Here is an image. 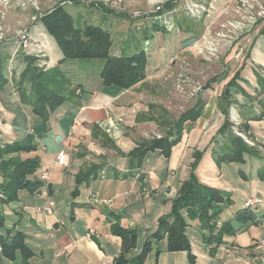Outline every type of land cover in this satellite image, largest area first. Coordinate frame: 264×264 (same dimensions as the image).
<instances>
[{
	"label": "crops",
	"instance_id": "crops-1",
	"mask_svg": "<svg viewBox=\"0 0 264 264\" xmlns=\"http://www.w3.org/2000/svg\"><path fill=\"white\" fill-rule=\"evenodd\" d=\"M38 1L46 6L48 10L46 11L49 12L55 4H61L65 8L71 0ZM124 1L126 14L123 15L127 17L128 22L121 24L124 20H120L114 23L120 25L121 33L127 29L122 33L123 39L129 40L134 30L138 31L136 36L142 37L147 31V35L154 34L155 38L158 31L176 29L177 40L181 43V47L175 48V54L169 49L159 56L157 54L160 51L151 50L152 57L157 56V60L149 58L145 51L146 76L129 89H118L113 85L102 84L99 90L93 93L90 89H84L81 84L72 85L76 88L77 97L74 100L77 103L66 101L46 121L34 115L30 106L19 101V93L12 83V79L24 69L25 57H36L28 52L15 50L14 38L19 29H26L39 41L46 43L50 50L53 44L52 37L46 33L40 18L37 21L31 20L32 15L38 14L33 8L13 5L5 13L2 22L5 36L0 41V57L4 64V76L7 77L8 82L0 90V141H19L36 145L37 154L41 159L37 174L46 171L47 178L35 193L21 190L16 201L3 206L6 227L13 231H21L25 235L26 245L32 251V255L27 260H22L18 253L15 259H5L3 264H115L116 257L121 253L131 260L141 252L145 241L157 230L158 219L168 214L171 201L181 182L189 177L194 150L201 149L205 151L195 171L201 181L205 180L204 182L210 186L218 187L228 194L233 202L231 205H237L238 209L242 208L250 197H258L262 203L252 209L255 217L253 220L237 225L234 235L224 237V244L211 253V246L204 243L197 223L189 221L187 235L190 240V252L194 256L193 264H217L219 261H224V264H261L259 261H253V258L264 259V244L261 242L264 241V196H262L264 177L259 176V171L264 172V158L246 157L242 165L247 166L245 171L239 168L237 174L236 169H230L232 163H223L218 167L211 149L212 139L223 122V115L218 109V94L223 85L243 64L241 78L245 82L241 83L251 95H254V90L258 88L254 79V69L264 77V25L260 26L249 41L247 39L250 33L242 30L226 50L219 53L218 58L206 63L208 68L215 70L212 71V75L206 73L208 80L215 76L220 79L212 82L208 88L204 86L198 93L204 102L201 115L191 126L185 128L180 141L172 148V151L177 149L180 153L178 167L164 166L161 162L162 155L155 150L145 154L141 168L130 169L129 158L124 154L143 139L165 135L168 128V125L164 124L165 121L161 120L159 111L153 113L156 120L151 114V105L155 104V100L161 101L159 97L164 96L159 75L167 69V65L178 63L179 58H175L178 52L192 60L202 61L203 35L201 34L205 30V33L211 32L213 35L219 30L222 19H218L216 15L231 0H216L213 12L195 21L190 20L181 11L170 12L176 4L172 0ZM166 2H172V7L160 13ZM160 5L162 6L158 9ZM134 10L142 11L145 17H133ZM112 14L114 15L113 12L104 10L99 12V18L110 26L112 22L107 17ZM154 23L158 24V29H153ZM137 25H143L144 30L141 29L139 32L136 29ZM190 38H194L195 42L184 47L183 43ZM127 40L124 45L131 44V41L127 42ZM157 40H160L159 36ZM241 47L244 49L242 55L236 56ZM126 49H116L115 55L123 54ZM136 52L138 51L133 53ZM43 57L47 68H51L58 64L61 53L59 57L50 58L46 51ZM71 64L73 63H65L60 67L66 72L74 67ZM236 98L239 104L233 103L230 107L240 112L239 105L249 102L240 93L236 94ZM146 101L149 102L150 112L134 114L136 108L140 109L139 104L147 109L143 103ZM66 103L69 107L64 110ZM135 104L138 106L134 107ZM245 110L249 114L259 113L261 105L259 102L255 104L250 102L249 108ZM32 115L39 121H31ZM239 118L241 119L240 116ZM156 127L161 128L160 132L157 131V136L154 131ZM148 131H152L155 136L148 137ZM250 138L264 152V142L252 136ZM59 151L64 153V165L53 164ZM150 154H157L155 157L157 161L151 166H146L148 163L144 161ZM250 158H253V163H249ZM205 160L206 163L203 162ZM89 164H100L102 167L97 177L80 186L77 196L74 197L72 191L75 186V175L80 168ZM216 166L218 171L214 174L204 168ZM203 173H206V176ZM144 186L149 188L148 196L143 192ZM50 199L54 201L52 213L48 215L37 212V209ZM11 217L14 219L12 220ZM230 217L233 216L224 220ZM115 225L135 231V239L128 249H125L127 243L124 245L123 238L114 233ZM91 229L93 233L89 235ZM226 248H230L228 253L225 252ZM141 264L190 263L187 251H168L167 239L163 238L157 243L152 242V249Z\"/></svg>",
	"mask_w": 264,
	"mask_h": 264
},
{
	"label": "trees",
	"instance_id": "trees-1",
	"mask_svg": "<svg viewBox=\"0 0 264 264\" xmlns=\"http://www.w3.org/2000/svg\"><path fill=\"white\" fill-rule=\"evenodd\" d=\"M171 7L172 2H166L160 13ZM102 9L113 11L104 7ZM114 13L117 16H124L121 12L114 11ZM40 20L46 33L57 44L61 58L56 66L44 70L37 68V57H25L26 65L21 73L12 79V83L19 93V101L30 106L32 113L42 120H48L62 104L72 97H77L76 88L70 86L65 77L66 72L60 67L65 63L74 60L102 59L104 61L100 71L102 84L105 86L113 85L118 89H129L145 78L147 61L145 51L140 50L131 55H111L112 39L107 29L93 24H86L82 27L76 26L73 16L61 4H57ZM153 26V29H158V24L154 23ZM146 33L147 31L144 33L145 37L148 36ZM243 67L244 64L235 71L218 94V109L223 115V122L212 139L211 149L218 167L223 163L244 164L246 157L262 158L255 142L253 146H248L242 137L232 135L229 129L232 127L229 119V108L233 103L239 104L236 98V94L239 93L249 104L242 103L239 105L243 123L238 125V131L250 139L247 122L250 119L264 118V77L254 69V79L258 88L254 90V95H251L241 83L244 81L241 78ZM219 79L217 76L213 77L208 80L205 87L208 88L212 82H217ZM7 82V77L4 76L3 60L0 57V90L4 88ZM257 95L261 97L256 98ZM255 99L260 103L261 111L250 116L245 108L249 107L250 102ZM203 104V100L198 96L190 109L181 113L178 119L168 125L165 135L159 138L143 139L130 148L124 154L129 158L130 169L141 168L143 158L149 151L158 150L164 157H170L172 148L180 141L185 128L191 126L201 115ZM227 137H230L228 143ZM1 142L0 264H3L5 259H15L18 253L22 260H27L32 255V251L26 245L25 235L21 231H13V229L6 227L2 208L16 201L21 190L35 193L43 185V179H41V174H37L41 159L37 154L36 145L19 141L2 142L3 144ZM204 151L205 149L194 150L189 177L181 182L171 201L168 214L158 219L157 230L145 241L141 252L131 260H128L121 253L116 257L115 264H141L151 251L152 242L157 243L163 238L167 239L168 251H187L189 263L193 264L194 256L190 252V240L187 235L189 221L197 223L204 243L211 246V253L218 246L224 244V237L234 235L237 225L245 224L248 220L255 218L253 210L243 206L235 212L233 217L226 220L222 219L223 209L233 202L231 197L220 188L210 186L196 175L195 171L200 164ZM101 167L100 164H89L80 168L75 175L72 196H77L80 186L96 178ZM259 176L263 178L264 172L259 171ZM144 189L149 191L146 186L143 187V192ZM113 231L123 238L124 245L127 243L125 249L132 246L135 239L133 229H124L115 225Z\"/></svg>",
	"mask_w": 264,
	"mask_h": 264
},
{
	"label": "rangeland",
	"instance_id": "rangeland-1",
	"mask_svg": "<svg viewBox=\"0 0 264 264\" xmlns=\"http://www.w3.org/2000/svg\"><path fill=\"white\" fill-rule=\"evenodd\" d=\"M101 1L102 0H82V1L71 0L70 4L66 5L65 9L67 12H69L73 16L74 23L76 26L82 27L86 24H93V25H98V26H101V27L107 29L110 32L111 39H112V46L110 49L111 55H115L116 49L121 50L123 48H127L125 51H123V55H129V54H132L134 51L144 50V51H147L148 57L151 58L153 55L150 53L151 50L152 51L155 50L156 52L160 51L157 54V56H159V55H161V53L163 51L165 52V51H168L169 49L172 50L171 53L173 54L176 47L177 48L181 47V43L178 42V40H177L176 29L158 31V33H156L155 38H154V34H148L147 37H145L144 35L142 37L140 35L136 36L138 31L134 30L132 32V36H131V38H129V40L123 39L124 34H122V33L126 32L127 29L122 28L123 30L125 29L126 31L124 30L121 33V32H119V31H121L120 25H118V24L115 25L114 23H118L120 20H124L121 24H127V22H128L127 17L126 16H119V15H118V17H116L117 15H115L114 11H110L111 13L113 12L114 15L113 14L108 15L109 17H107V18L112 22V24L110 26H109V24L107 25V23L104 20H100L101 18H99V12H104V10L102 8H98L96 6V4H99ZM56 5L57 4H55L54 6H56ZM123 6L126 9V2L125 1H123ZM38 7H40V10L37 11V13L40 14L39 17L41 19V17H43L47 13L48 10H47V7L42 5L39 1H38ZM107 8H109V7H107ZM122 14H124V13H122ZM184 15L187 16L190 20L195 21V18L188 16L187 14H184ZM143 17H145V16L142 15L139 18H143ZM149 18H147V19H149ZM220 18L222 20L225 19L224 17H220ZM160 20L162 21V18H160ZM139 32H141V30H139ZM205 32L206 31L204 30V32L201 35H203ZM209 35H211V34H209ZM158 36L160 37L159 41L157 40ZM207 37H208V35H207ZM209 37L211 38V36H209ZM126 40H127V42L131 41V44L129 43V44L124 45ZM122 41H124V42H122ZM51 42H53L51 49L47 50L50 58L59 57L60 51L58 49L57 44L53 40V38L51 39ZM146 42H147V44H146ZM117 46H118V48H116ZM148 46H150L149 47L150 51L148 50ZM161 47H163V48H161ZM157 56H153L152 58L154 60H157V58H158ZM179 56H181V58ZM201 56H202L201 60L203 62L200 60L196 61V59L192 60L189 57L182 56L181 53L178 52L177 56L175 57V58H179V59H177V61L179 60L178 63L176 65H167V69L159 75L160 76V78H159L160 82L159 83H160V86L162 89V95H164V96L159 97L161 99V101L155 100V102H154L155 104L151 105L152 106L151 114L153 115V119L156 120V117H154L153 113L159 111L158 113L160 114L161 120L165 121L164 124L165 125H171L176 119H178V117L181 115V113H183V111H185L188 107H190L195 102V100H197L198 93H200V91L206 85V82L208 81L209 77L206 75V73H209L208 75H212V73H213L212 71H215L213 68L207 67L208 64H206V63H209V62L205 60L203 55H201ZM175 58H174V60H175ZM182 61H184V63H182ZM35 63H36V61H35ZM69 63H73L71 65L74 66V67H71L69 71H66L65 77L68 79L70 86L75 85V84H81L84 89H86V88L90 89V91H92L93 93H95L96 91L99 90L98 88H100L102 85L101 78H100V71H101V68H102L103 63H104V61L102 59L74 60V61L69 62ZM157 63L158 62L156 61V64ZM162 66L163 65H161V67ZM11 67L13 68L12 65H11ZM161 67H159V68L161 69ZM37 68L38 69H44V70L48 69L47 65L45 64L43 56L37 57ZM218 69H220V68L218 67ZM202 70L204 71L203 73H202ZM180 75H182V77H180ZM184 77H187L188 80H186V81H188V82H186V83L181 82V78H184ZM178 78L180 81H178ZM197 86H200L201 89L199 92L196 93V92H194V89ZM68 88H70V87H68ZM258 97H260V96L257 95L256 98H258ZM74 99H76V96L69 99V101H71L72 103H77ZM256 102H258L257 99L253 100L252 104L253 103L255 104ZM143 103L147 109L142 108V105L137 103L140 105V109L136 108L134 114H137V113L138 114H141V113L148 114L150 112L149 111V102L146 101V103L145 102H143ZM175 103L177 105H175ZM137 104H135L134 107L138 106ZM67 107H69V105L66 103V106L63 109L65 110ZM248 108L249 107L247 106L245 109H248ZM141 109H142V111H141ZM163 110H165L168 114H165L166 112L164 113ZM235 112H236V108H233V107L229 108V119L232 123V127L229 128L230 133L232 135L242 137L245 140V142L248 144V146H253L254 141L251 138L248 139L243 133H240L238 131L237 127L239 124L243 123V120H242V117H241V119L239 118L240 112L237 111L236 114H235ZM253 113H255V112H251L249 115H251V114L253 115ZM232 116L235 117L236 121H238V122H236L234 120L232 121V119H231ZM31 121L38 122L39 119L37 117H35L34 115H32ZM114 123H115V120H114ZM248 125H249V127H248L249 128V130H248L249 136L254 137L258 141L260 140V141L264 142V118H262V119H250L248 121ZM154 131H155V134L157 136V134H158L157 131L160 132L161 128L156 127V128H154ZM155 134L152 133V131H148V133H147L148 137L155 136ZM229 138L230 137H227V139H228L227 143L229 142ZM44 140L46 142V138H44ZM225 141H226V139H225ZM3 143H5V142H3ZM257 148L260 152V155H262V158H264V152H262V150L258 147V145H257ZM177 151H178L177 149H174L170 155V158H168V159L162 155V161L161 162H163L164 166L166 165L168 167H173V168L178 167V162H179L178 160H179L180 153H178ZM155 157H157V154H153V155L150 154L147 157V160L144 161V163L145 162H146V164L148 163L146 166L153 165V162L157 161ZM248 161H250L249 163L254 162L253 158H250ZM203 162L206 163V160ZM242 165H244V164L232 163V166L230 169L231 170L236 169V172L235 171L234 172L239 174V168H241V169H243V171H245L244 169H246V167H247V166H242ZM205 168L207 170H209L210 172H212V174H214L215 172L218 171L217 166L215 168H211V167H209V168L205 167ZM248 169H249V166H248ZM203 175L206 176V173H203ZM207 177L210 178L209 176H207ZM204 179H205V177H204ZM233 182H236V181H233ZM262 196H264V189L262 190ZM247 208L252 210L254 207L253 208L247 207ZM237 209H238L237 205H229V206L225 207L223 209L224 212L222 215V219L229 217V216H234ZM7 218L10 219V217H7ZM11 219L13 220L14 217H11ZM6 222L8 223L7 219H6Z\"/></svg>",
	"mask_w": 264,
	"mask_h": 264
},
{
	"label": "built area",
	"instance_id": "built-area-1",
	"mask_svg": "<svg viewBox=\"0 0 264 264\" xmlns=\"http://www.w3.org/2000/svg\"><path fill=\"white\" fill-rule=\"evenodd\" d=\"M124 0H102L99 4H96L98 8H107L116 12L126 13V9L123 6ZM167 1V0H166ZM175 1V6L170 12L176 13L181 11L188 16L195 18V20H201L203 17L209 13H212L215 9L216 0H172ZM13 5L20 7H31L36 11L40 10L38 7V0H0V41L4 39V28L3 19L5 17L6 11ZM162 5L158 7L161 8ZM157 9V10H158ZM140 10H134L132 12L133 17H140L144 15ZM40 14L32 15L31 20L37 21ZM218 19L224 17L225 19L219 23V30L209 37L211 32L204 33L201 40V54L204 56L205 60L212 62L218 58L219 53H222L226 48L232 43L236 36L241 33L242 30L249 32L250 36L247 41L254 36V34L259 30L260 26L264 25V2L262 0H231L228 4L224 5L223 8L216 15ZM230 18V19H229ZM137 30H143V25H137ZM208 35V37H207ZM16 49L23 52H28L36 57L45 56L48 50L47 44L39 41L36 36L26 29H19L15 35ZM244 49L241 47L238 49L236 56H240ZM184 63V61H182ZM182 77V75H180ZM187 77L181 78V82H188ZM178 81L179 78H178ZM200 86L194 89V92H199ZM232 121H236L235 117H231ZM238 122V121H236ZM160 137V136H158ZM248 142V141H247ZM64 153L59 151L55 157V165H64ZM47 178V172L43 171L41 173V179L45 180ZM144 193L148 196L149 191L144 189ZM262 203V200L258 197L248 198L244 206L253 208L256 205ZM54 206L53 200H48L44 206L37 209V212H42L45 214H51ZM93 233L91 229L89 235ZM264 244V241H261ZM230 248L225 249V252H229ZM253 261H259L264 264V259L260 257H254ZM217 264H224V261H219Z\"/></svg>",
	"mask_w": 264,
	"mask_h": 264
},
{
	"label": "water",
	"instance_id": "water-1",
	"mask_svg": "<svg viewBox=\"0 0 264 264\" xmlns=\"http://www.w3.org/2000/svg\"><path fill=\"white\" fill-rule=\"evenodd\" d=\"M195 42V39L194 38H190L188 40H186L184 43H183V46L186 47V46H189L191 44H193Z\"/></svg>",
	"mask_w": 264,
	"mask_h": 264
}]
</instances>
